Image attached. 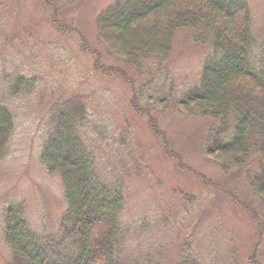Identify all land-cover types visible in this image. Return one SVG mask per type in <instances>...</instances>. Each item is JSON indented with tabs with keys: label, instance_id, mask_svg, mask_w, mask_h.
Returning a JSON list of instances; mask_svg holds the SVG:
<instances>
[{
	"label": "rangeland",
	"instance_id": "obj_1",
	"mask_svg": "<svg viewBox=\"0 0 264 264\" xmlns=\"http://www.w3.org/2000/svg\"><path fill=\"white\" fill-rule=\"evenodd\" d=\"M58 1L60 11L55 13L42 1L0 0V93L9 74L34 79L35 84L27 95L9 101L16 112V127L0 160V216L3 206L22 201L32 226L50 232L58 229L65 208L61 181L47 172L39 153L48 133L45 122L51 105L82 95L88 113L84 136L102 170L116 173L115 179L124 184L121 221L130 229L125 258L147 253L153 264H169L176 247L190 242L203 264H264V227L237 202L263 211L264 206L250 195L244 178L225 175L210 156L202 154L210 121L163 114L151 103V117L159 128L155 134L150 118L131 108L133 88L115 72L95 68L93 51L98 50L102 65L121 68L139 79L131 66L107 55L94 40V20L114 0H77L73 5ZM247 1L253 31L264 47V0ZM53 20L66 32H60ZM206 52V46L196 44L188 31L176 36L168 69L177 96L199 80ZM160 130L169 141L166 154ZM1 232L0 264H5L9 251Z\"/></svg>",
	"mask_w": 264,
	"mask_h": 264
},
{
	"label": "trees",
	"instance_id": "obj_2",
	"mask_svg": "<svg viewBox=\"0 0 264 264\" xmlns=\"http://www.w3.org/2000/svg\"><path fill=\"white\" fill-rule=\"evenodd\" d=\"M37 1L55 13L60 11L58 0ZM60 1L73 5L77 0ZM53 23L66 32L58 20ZM94 27L95 42L139 77L102 65L103 54L93 51L97 70L115 72L133 88V111L150 118L155 134L159 128L151 117V103L163 114L210 121L202 154L210 156L225 175L244 178L250 195L264 206V47L253 31L248 1L114 0L96 16ZM182 31L191 33L207 52L197 83L177 96L168 60ZM80 38L87 44L82 34ZM3 82L7 87L0 93V160L16 127V112L9 101L27 95L35 85L34 79L20 74H9ZM84 98L73 95L57 100L45 122L48 133L39 158L47 172L61 181L65 208L58 229L50 232L32 226L22 201L3 206L0 232L9 251L5 264H153L147 253L142 258L123 255L130 232L121 221L125 188L115 179L116 173L102 170L84 136L88 123ZM159 133L166 154L169 141L165 132ZM237 203L264 227L262 207ZM169 264H203V260L190 242H184Z\"/></svg>",
	"mask_w": 264,
	"mask_h": 264
}]
</instances>
